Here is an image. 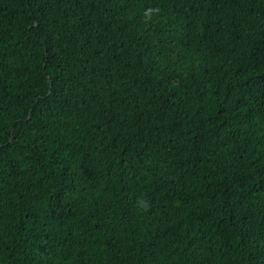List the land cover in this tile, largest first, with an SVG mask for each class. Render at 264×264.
<instances>
[{
  "label": "trees",
  "instance_id": "1",
  "mask_svg": "<svg viewBox=\"0 0 264 264\" xmlns=\"http://www.w3.org/2000/svg\"><path fill=\"white\" fill-rule=\"evenodd\" d=\"M0 264H264V0H0Z\"/></svg>",
  "mask_w": 264,
  "mask_h": 264
}]
</instances>
